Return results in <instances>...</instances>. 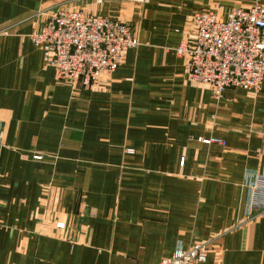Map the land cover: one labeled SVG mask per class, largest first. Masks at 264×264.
I'll list each match as a JSON object with an SVG mask.
<instances>
[{
  "label": "crops",
  "instance_id": "0c3cea01",
  "mask_svg": "<svg viewBox=\"0 0 264 264\" xmlns=\"http://www.w3.org/2000/svg\"><path fill=\"white\" fill-rule=\"evenodd\" d=\"M256 1L0 0V264H151L195 242L208 253L193 264H264V210L245 211L264 176V76L213 96L174 50L194 12ZM63 9L137 42L95 87L60 82L29 38Z\"/></svg>",
  "mask_w": 264,
  "mask_h": 264
},
{
  "label": "built area",
  "instance_id": "2783aa9c",
  "mask_svg": "<svg viewBox=\"0 0 264 264\" xmlns=\"http://www.w3.org/2000/svg\"><path fill=\"white\" fill-rule=\"evenodd\" d=\"M194 35L174 48L183 58V72L195 86L207 85L213 96L232 87L258 90L264 76V3L233 7L226 12L205 10L188 17ZM43 61L59 81L72 87L92 88L103 74L123 61L124 51L137 45L129 27L117 19L85 10H54L38 31L30 34ZM204 144L222 141L211 138ZM131 153L132 150L128 149ZM34 159H41L37 154ZM183 159H180L182 162ZM246 213L264 210V176L248 185ZM58 229L64 222L57 221ZM208 246L195 243L151 264H192L206 260Z\"/></svg>",
  "mask_w": 264,
  "mask_h": 264
},
{
  "label": "rangeland",
  "instance_id": "374dc122",
  "mask_svg": "<svg viewBox=\"0 0 264 264\" xmlns=\"http://www.w3.org/2000/svg\"><path fill=\"white\" fill-rule=\"evenodd\" d=\"M67 10V9H66ZM71 10H75V9H71ZM210 10H217V9H210ZM54 11V10H53ZM196 12H198V11H196ZM226 12V11H225ZM97 16V15H96ZM45 21V20H44ZM43 21V22H44ZM119 21V20H118ZM43 22L39 25V27L38 28H36V31H38L39 29H40V27H41V25L43 24ZM121 22V21H120ZM122 23H124V22H122ZM124 24H126V23H124ZM127 25V24H126ZM128 27H129V25H127ZM129 30H130V32H131V29H130V27H129ZM35 31V30H34ZM34 31H32V32H34ZM32 32H30V34L32 33ZM0 33H2V34H7L8 33V30L7 29H1L0 30ZM30 34H29V38H30ZM132 34V33H131ZM133 36V35H132ZM134 38V37H133ZM31 39V38H30ZM135 39V38H134ZM32 41V40H31ZM136 41V40H135ZM32 43H33V41H32ZM137 43V42H136ZM34 44V43H33ZM35 45V44H34ZM129 49V48H128ZM126 51V50H125ZM125 51H124V53H125ZM123 58H124V56H123ZM42 59H43V57H42ZM44 62V61H43ZM123 62V61H122ZM118 67V66H117ZM116 67V68H117ZM115 68V69H116ZM110 74V73H109ZM56 75V74H55ZM61 82V81H60ZM63 83H65V82H63ZM65 84H67V85H69L68 83H65ZM69 86H71V85H69ZM72 87V86H71ZM72 88H74V89H89V88H82V87H72ZM128 149H130V150H132V152L131 153H129V152H127V150ZM125 152L126 153H128V154H132L133 152H134V150L133 149H131V148H125ZM37 155V154H36ZM40 155V154H39ZM34 156V155H33ZM33 156H32V158H33ZM42 156V155H41ZM34 159V158H33ZM42 159V158H41ZM41 159H39V160H41ZM35 160H37V159H35ZM45 189H49V187L47 186V187H45ZM260 211H263V210H258V211H252V212H250V213H246L247 214V216H249L250 214H252L253 212H260ZM64 225H65V223H64ZM65 227V226H64ZM64 229V228H63ZM195 243H201V242H195ZM195 243H193V244H195ZM203 243H206L207 244V246H208V242H203ZM192 244V245H193ZM191 245V246H192ZM190 246V247H191ZM186 249H188V248H186ZM207 257V256H206ZM193 263H197V262H193ZM192 263V264H193Z\"/></svg>",
  "mask_w": 264,
  "mask_h": 264
}]
</instances>
